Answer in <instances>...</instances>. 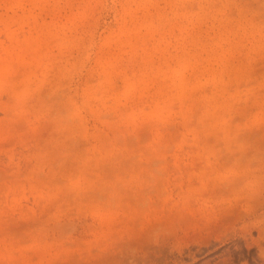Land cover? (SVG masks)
Wrapping results in <instances>:
<instances>
[{"label": "rangeland", "instance_id": "obj_1", "mask_svg": "<svg viewBox=\"0 0 264 264\" xmlns=\"http://www.w3.org/2000/svg\"><path fill=\"white\" fill-rule=\"evenodd\" d=\"M0 264H264V0H0Z\"/></svg>", "mask_w": 264, "mask_h": 264}]
</instances>
